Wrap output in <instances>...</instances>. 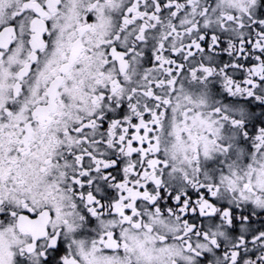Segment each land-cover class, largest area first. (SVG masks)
Wrapping results in <instances>:
<instances>
[{"label":"snow or ice","instance_id":"snow-or-ice-1","mask_svg":"<svg viewBox=\"0 0 264 264\" xmlns=\"http://www.w3.org/2000/svg\"><path fill=\"white\" fill-rule=\"evenodd\" d=\"M0 264H264V0H0Z\"/></svg>","mask_w":264,"mask_h":264}]
</instances>
